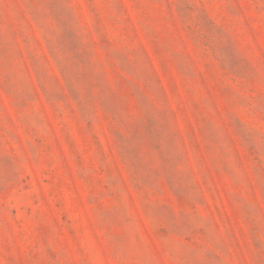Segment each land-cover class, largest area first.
<instances>
[{"label": "rangeland", "instance_id": "obj_1", "mask_svg": "<svg viewBox=\"0 0 264 264\" xmlns=\"http://www.w3.org/2000/svg\"><path fill=\"white\" fill-rule=\"evenodd\" d=\"M0 264H264V0H0Z\"/></svg>", "mask_w": 264, "mask_h": 264}]
</instances>
